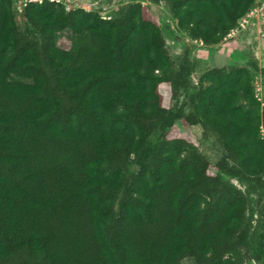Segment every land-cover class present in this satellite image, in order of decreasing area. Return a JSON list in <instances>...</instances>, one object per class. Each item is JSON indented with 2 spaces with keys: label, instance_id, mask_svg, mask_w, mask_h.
<instances>
[{
  "label": "trees",
  "instance_id": "trees-1",
  "mask_svg": "<svg viewBox=\"0 0 264 264\" xmlns=\"http://www.w3.org/2000/svg\"><path fill=\"white\" fill-rule=\"evenodd\" d=\"M164 1L205 45L257 2ZM16 9L0 0V264H262L247 195L170 130L193 64L174 66L149 7ZM63 29L68 47L56 42ZM199 81L181 122L215 133L225 153L216 169L264 206V102L250 68L215 66Z\"/></svg>",
  "mask_w": 264,
  "mask_h": 264
},
{
  "label": "rangeland",
  "instance_id": "rangeland-1",
  "mask_svg": "<svg viewBox=\"0 0 264 264\" xmlns=\"http://www.w3.org/2000/svg\"><path fill=\"white\" fill-rule=\"evenodd\" d=\"M24 1L26 0H14L15 9ZM64 1L67 6L81 5L99 10L105 16L116 14L118 8L128 2H140L149 7L165 36V42L174 66L177 67L181 58L185 56L193 64V70L189 74L188 86L180 88L178 97L172 103L176 119L170 130L187 133L192 138L195 148L207 159L210 167L218 172L222 178L232 181L239 190L247 195V215L251 219V227L257 231V239L260 240L258 243L262 246L261 251H264V206L257 203V195L248 192L245 183L216 169L215 164L225 159V153L215 133L203 129L199 123L192 122L184 125L180 120V113L187 114L191 111L195 91L200 84V76L205 70L215 66L249 67L252 72L256 98L264 102V0H257L252 10L240 19L237 28L233 29L221 42L213 45H205L200 40H194L181 30L170 15L164 0ZM56 42L61 47H68L70 45L69 29L59 31ZM130 169L137 170L138 165L134 163ZM262 193V200L264 201V191ZM260 262L264 264V258ZM180 264H194V260L192 257H184ZM245 264H259V262L254 258H248Z\"/></svg>",
  "mask_w": 264,
  "mask_h": 264
},
{
  "label": "built area",
  "instance_id": "built-area-1",
  "mask_svg": "<svg viewBox=\"0 0 264 264\" xmlns=\"http://www.w3.org/2000/svg\"><path fill=\"white\" fill-rule=\"evenodd\" d=\"M56 1H59V0H56ZM260 131H261V134L264 135V125L260 126Z\"/></svg>",
  "mask_w": 264,
  "mask_h": 264
}]
</instances>
